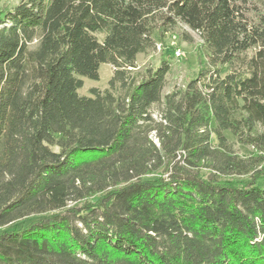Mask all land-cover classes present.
<instances>
[{"label":"trees","instance_id":"obj_1","mask_svg":"<svg viewBox=\"0 0 264 264\" xmlns=\"http://www.w3.org/2000/svg\"><path fill=\"white\" fill-rule=\"evenodd\" d=\"M179 24L203 59L162 95L170 58L132 70ZM0 264H264V2L1 9Z\"/></svg>","mask_w":264,"mask_h":264},{"label":"rangeland","instance_id":"obj_2","mask_svg":"<svg viewBox=\"0 0 264 264\" xmlns=\"http://www.w3.org/2000/svg\"><path fill=\"white\" fill-rule=\"evenodd\" d=\"M20 0H7L9 5L1 4L0 10L10 9L11 6L18 4ZM258 3L264 0H256ZM181 31H185L187 35L192 37V40H184L181 36ZM98 40H102V33H95ZM201 40L195 31L190 30L187 26L179 24L174 32H166L162 37H156V47L154 50L147 53H139L135 59V67L133 72H143L146 68L155 67L161 59L170 58V68L165 75V85L162 95L174 90L183 89L187 82L196 76L200 68V60L203 59L201 54ZM115 67L112 64L101 63L99 65L97 80L83 77V85L77 91L80 95L92 96L91 89L96 88L100 91L109 87L108 80L113 75ZM159 104L152 106L151 111L153 116L158 118ZM225 136L234 141V137L225 132ZM213 141L215 138L213 136ZM234 149L240 155H249L252 153L250 147L235 143ZM53 149L57 150L56 147Z\"/></svg>","mask_w":264,"mask_h":264},{"label":"crops","instance_id":"obj_3","mask_svg":"<svg viewBox=\"0 0 264 264\" xmlns=\"http://www.w3.org/2000/svg\"><path fill=\"white\" fill-rule=\"evenodd\" d=\"M1 4L9 5L8 2H7V0H0V6H1ZM14 6H15V5H14ZM11 7H13V6H11ZM11 7H10V8H11Z\"/></svg>","mask_w":264,"mask_h":264}]
</instances>
